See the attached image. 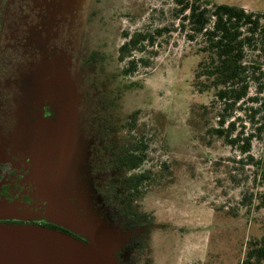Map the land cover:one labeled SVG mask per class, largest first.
<instances>
[{"label": "rangeland", "instance_id": "rangeland-1", "mask_svg": "<svg viewBox=\"0 0 264 264\" xmlns=\"http://www.w3.org/2000/svg\"><path fill=\"white\" fill-rule=\"evenodd\" d=\"M179 1L196 0H0V83L20 84L18 101L27 103L39 77L48 83L58 74L72 91L74 118L83 90L87 172L90 147H99L115 209L126 202L124 180L145 176L126 205L136 239L117 250L120 264H241L247 242L264 236V131L248 123V99L259 89L264 98V57L247 54L263 75L231 114L236 131L255 136L240 153L213 132L220 104L195 78L199 39L188 41L179 28ZM197 1L237 7V0ZM139 34L151 39L121 51ZM72 125L64 130L77 137ZM127 149L143 159L134 171L115 163ZM88 186L93 210L112 221L113 208L95 209L89 179Z\"/></svg>", "mask_w": 264, "mask_h": 264}, {"label": "water", "instance_id": "water-1", "mask_svg": "<svg viewBox=\"0 0 264 264\" xmlns=\"http://www.w3.org/2000/svg\"><path fill=\"white\" fill-rule=\"evenodd\" d=\"M57 75L49 76L48 83L46 74L39 77L34 96L28 98L39 100L41 91L43 99L51 102L53 94L59 107L58 121L40 128L43 133L34 134L33 127L30 128L29 144L39 148L37 162L46 169L48 201L44 216L70 233L37 225L0 224V264H120L115 254L133 232L93 210L88 193L86 147L71 131L64 130L73 119L72 91L65 84L61 88V77ZM34 122L39 128L37 118ZM5 209L8 208H0V212Z\"/></svg>", "mask_w": 264, "mask_h": 264}, {"label": "trees", "instance_id": "trees-1", "mask_svg": "<svg viewBox=\"0 0 264 264\" xmlns=\"http://www.w3.org/2000/svg\"><path fill=\"white\" fill-rule=\"evenodd\" d=\"M179 4V28L188 41L199 39L202 59L195 70V78L201 81L199 84L206 90H214L215 100L220 104L217 128L213 132L240 153H248L249 141L255 136L250 133L243 137V132L236 131L235 119L231 118V114L236 105L248 99L249 83H259L263 75L259 59L264 57V13L247 12L225 4L200 3L197 0L190 3L179 1ZM148 38L151 39V36L135 35L126 42L121 51L128 47L137 48L143 41H148ZM249 53L256 54L259 59L247 60ZM132 64L131 62L130 70ZM261 93L262 90L259 89L254 97L248 99L251 103L248 108V123L258 133L264 131V98L257 97ZM237 109L245 112L241 107ZM257 115L260 118L256 119ZM228 119L233 121L228 122ZM121 155L122 161L118 158L115 163H120L128 171H134L143 161L136 149H127ZM143 177L145 176L142 174H133L124 180L122 190L126 202L120 207V213L132 217L127 212L126 205L137 194V187ZM241 264H264V236L247 242Z\"/></svg>", "mask_w": 264, "mask_h": 264}, {"label": "flooded vegetation", "instance_id": "flooded-vegetation-1", "mask_svg": "<svg viewBox=\"0 0 264 264\" xmlns=\"http://www.w3.org/2000/svg\"><path fill=\"white\" fill-rule=\"evenodd\" d=\"M48 85L45 86L46 89ZM81 87L78 85L76 91L82 89ZM41 88V85H39V90ZM20 90V84L19 86L9 87L7 83H0V208L7 207L8 210L17 211L18 214L21 213L20 216H0V224L37 225L70 233L64 228L49 222L44 216L48 193L44 177L46 169L44 170L42 168L44 166L37 162V157L40 154L39 148H33L30 145L31 142L29 144V141H31L29 136L31 127H33L34 134L43 133L42 130L35 128L34 120L36 118L42 126L41 129L47 127L49 125L47 123L58 121L59 107L56 104L57 99H53L51 102L47 99L37 101L33 99L27 101V103L24 100L19 102L17 95L20 94ZM45 94H49L47 90ZM82 95L83 90H80L77 93V97L80 96V99L77 101L75 109V116L77 117H72L71 120L73 122L72 128L75 127L80 145L84 144L82 140L84 138L82 123L84 122L85 104H83L84 96ZM95 120L97 121V118ZM91 133L98 136L97 132ZM89 153L88 179L94 194L93 205L95 209L100 207L111 208L112 205L109 202L113 201L110 191L112 183L109 181V184L107 180L102 179L99 147L91 146ZM112 208L115 212L114 215H111L112 221H119L122 229H135L136 220L133 216L122 214L119 212L120 209ZM135 239L136 235L133 234L129 246H126L129 250L133 247ZM124 253L126 252L118 253V259L121 263L127 258Z\"/></svg>", "mask_w": 264, "mask_h": 264}, {"label": "crops", "instance_id": "crops-1", "mask_svg": "<svg viewBox=\"0 0 264 264\" xmlns=\"http://www.w3.org/2000/svg\"><path fill=\"white\" fill-rule=\"evenodd\" d=\"M236 6L245 11H264V0H237Z\"/></svg>", "mask_w": 264, "mask_h": 264}]
</instances>
